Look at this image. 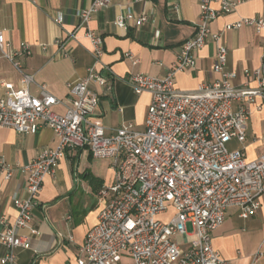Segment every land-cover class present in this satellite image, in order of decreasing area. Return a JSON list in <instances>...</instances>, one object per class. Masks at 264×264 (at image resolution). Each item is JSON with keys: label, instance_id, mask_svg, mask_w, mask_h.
Listing matches in <instances>:
<instances>
[{"label": "built area", "instance_id": "built-area-1", "mask_svg": "<svg viewBox=\"0 0 264 264\" xmlns=\"http://www.w3.org/2000/svg\"><path fill=\"white\" fill-rule=\"evenodd\" d=\"M112 2L94 0L78 10L77 30ZM238 3L200 0L196 32L181 45L167 76L138 73L128 81L138 95H152L144 128L126 124L109 136L97 115L101 96L91 89L92 83L106 92L113 89L99 68L105 54L100 34L93 30L86 33L94 64L84 78L68 84L69 105L62 115L55 108L64 105L63 100L46 85H37V94L31 92L35 80L24 71V61L32 55V46H12L0 29L1 55L21 74L20 88L3 83L0 128L35 134L49 127L59 139L57 148L44 150L32 164L21 168L27 176V197L14 199L18 210L14 222L0 217L5 227L0 244L7 252L0 264H19L17 250L31 249V238L40 234L32 222L45 179L56 173L69 150L86 148L93 158L111 161L114 180L100 192L107 203L98 224L86 236L77 264H121L125 254L132 264H234L214 248L213 233L225 223L231 208H237L243 219L264 208V153L254 160L247 154L250 118L264 111V45L260 67L247 68L245 82L235 85L224 43V32L242 27H252L264 35V17L244 18L223 32L212 30V24L233 12ZM63 17L57 16L55 22L63 24ZM147 21L146 14L129 12L118 16L115 24L124 28L129 22L141 26ZM74 37L75 32L71 33ZM209 43L216 44L213 71L221 78L201 84L195 91L179 90L176 75L195 69V53ZM252 83L256 85L252 87ZM233 140L242 148L230 151L228 144ZM0 168L6 180L13 177L15 170L10 164L0 161ZM171 211L172 216L164 220ZM25 229L30 231L28 236L20 233ZM174 236H182L184 245L175 243Z\"/></svg>", "mask_w": 264, "mask_h": 264}, {"label": "crops", "instance_id": "crops-1", "mask_svg": "<svg viewBox=\"0 0 264 264\" xmlns=\"http://www.w3.org/2000/svg\"><path fill=\"white\" fill-rule=\"evenodd\" d=\"M93 1L0 0V29L12 46L21 43L32 46V55L24 61V71L35 80L31 92L37 94V85H46L55 97L63 100L64 105L55 108L62 115L69 105L68 84L84 78L94 64L86 33L93 30L100 34L104 38L105 54L99 68L113 89L106 92L92 83L91 89L101 96L97 115L108 136L126 124L142 129L152 95L148 92L138 95L128 81L138 73L156 78L167 76L181 45L196 32L200 0H113L86 27L77 30L80 20L76 12ZM234 1L239 2L235 10L220 16L212 24L213 32H223L226 26L244 18L264 17V0ZM129 12L136 16L146 14L148 21L141 26L129 22L124 28L118 27L117 17ZM59 15L64 16L63 24L55 22ZM73 32L75 37L71 38ZM59 41L64 45L58 44ZM224 43L229 50L228 69L235 75L233 82L242 85L245 70L261 65L264 35L252 27H242L224 32ZM216 50V44L209 43L196 52L195 69L178 73L176 87L190 92L201 84L219 80L221 76L213 71ZM3 83L20 88L21 74L0 52V100L5 94ZM250 119L247 150H253L248 157L254 160L264 153V111L255 112ZM254 138L260 140L255 143ZM58 143L49 127L35 134L0 128V161L15 170L13 177L6 180L0 168V217L9 222L16 220L18 210L14 199L27 197V176L21 168L32 164L44 150L57 148ZM113 178L110 160L93 158L87 148L69 150L56 173L44 181L32 222L40 234L31 238V249L17 250L19 264H77L86 236L98 224L107 203L101 199L100 192ZM4 230L0 224V232ZM20 233L28 236L30 231L25 229ZM213 246L234 264H264V208L249 219L241 218L237 208L229 209L225 223L213 233ZM5 253V247L0 244V258ZM121 264H132L131 258L125 254Z\"/></svg>", "mask_w": 264, "mask_h": 264}, {"label": "rangeland", "instance_id": "rangeland-1", "mask_svg": "<svg viewBox=\"0 0 264 264\" xmlns=\"http://www.w3.org/2000/svg\"><path fill=\"white\" fill-rule=\"evenodd\" d=\"M262 128H263V131H264V120H263V123H262ZM242 148V145L238 142V141H236V140H233L232 142H230L229 144H228V149L230 150V151H235V150H238V149H241ZM252 149H248L247 150V154H251L252 153ZM172 216V213H169V215H167V216H165L163 219L165 220V219H168V218H170ZM188 230H189V232L191 233V231H192V228H191V226L189 225V227H188ZM173 241L175 242V243H177V244H179V245H184V240H183V237L182 236H174L173 237Z\"/></svg>", "mask_w": 264, "mask_h": 264}]
</instances>
